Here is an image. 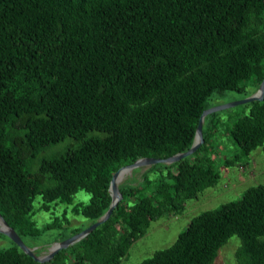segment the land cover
<instances>
[{
	"label": "trees",
	"instance_id": "trees-1",
	"mask_svg": "<svg viewBox=\"0 0 264 264\" xmlns=\"http://www.w3.org/2000/svg\"><path fill=\"white\" fill-rule=\"evenodd\" d=\"M263 76L264 0H0V217L22 242L34 239V198L46 212L82 191L87 203L70 211L89 226L118 168L185 152L209 101L247 82L255 92ZM245 107L231 123L207 115L194 153L155 180L150 166L118 185L108 219L49 261L9 241L0 264H119L150 222L216 184L217 127L240 156L264 152V94ZM232 236L234 264H264V185L193 216L139 264H212Z\"/></svg>",
	"mask_w": 264,
	"mask_h": 264
},
{
	"label": "rangeland",
	"instance_id": "rangeland-1",
	"mask_svg": "<svg viewBox=\"0 0 264 264\" xmlns=\"http://www.w3.org/2000/svg\"><path fill=\"white\" fill-rule=\"evenodd\" d=\"M254 93L252 83L247 82L243 92L227 91L208 103L210 108L230 105L228 108L217 111V113L220 119L231 123L247 112L245 104H237V102L252 96ZM222 134L217 127L210 144L211 150H209L213 160V169L219 175L216 184L203 190L197 197L186 201L184 210L179 215L163 216L150 222L146 233L131 244L127 254L119 264H139L151 257L155 251L169 247L176 237L184 231L193 216L203 211L216 209L224 203L238 200L243 191L249 187L264 185V152L262 149L256 148L247 157H242L231 140ZM225 159L234 160V162L230 166H223ZM149 167H139L129 174L123 175L118 185L130 181H134L135 183L132 184L135 185L140 182L141 175ZM151 167V173L148 175L150 180H155L160 175L164 176L167 172L162 164H154ZM87 201V194L78 191L73 195L70 205H50L48 211L45 212L37 210L40 205V198L35 197L32 202L33 215L31 220L36 228L41 230V233L34 239H23V244L32 248L35 255L46 256L53 243L71 237L70 235L75 230H83L88 227V220L73 215L70 211L74 204H86ZM60 239L62 240L60 241ZM239 244L240 241L236 236L230 237L218 250L216 259L212 264H234V253ZM8 246H10L9 240L0 237V248Z\"/></svg>",
	"mask_w": 264,
	"mask_h": 264
},
{
	"label": "water",
	"instance_id": "water-1",
	"mask_svg": "<svg viewBox=\"0 0 264 264\" xmlns=\"http://www.w3.org/2000/svg\"><path fill=\"white\" fill-rule=\"evenodd\" d=\"M264 94V76L260 82V84L257 87V90L255 91L252 96L241 100L237 102V104H245L253 101H261ZM230 105H220L212 108H208L204 110L200 116L198 117L197 126L195 129L194 138L192 141L191 146L188 150L182 153L175 154L171 157H168L166 159H153V158H140L136 161H134L130 165H126L123 167L118 168L112 175L109 181L108 185V193L110 196V203L107 208V210L104 212L102 216H100L95 222L90 224L88 227L83 229L77 234H74L73 236L58 242L53 243L49 249L46 256H37L34 254V250L32 248L26 247L23 242L20 240V238L17 236V234L4 222V220L0 217V234L5 236L9 241H11L23 254L31 258L33 261L37 263H43L49 261L55 253L58 251L67 248L68 246L78 242L85 236H87L91 231H93L96 227H98L100 224H102L104 221L108 219L110 216L112 210L117 205L118 201L121 198V195L117 189L118 184L120 180L122 179L124 174H129L132 170L144 167V166H152L154 164H162V165H170L173 163H176L188 156H190L192 153H194L202 144V134H201V128L204 121V118L211 114L215 113L217 111L223 110L225 108H228Z\"/></svg>",
	"mask_w": 264,
	"mask_h": 264
},
{
	"label": "bare ground",
	"instance_id": "bare-ground-1",
	"mask_svg": "<svg viewBox=\"0 0 264 264\" xmlns=\"http://www.w3.org/2000/svg\"><path fill=\"white\" fill-rule=\"evenodd\" d=\"M125 175V174H124Z\"/></svg>",
	"mask_w": 264,
	"mask_h": 264
}]
</instances>
